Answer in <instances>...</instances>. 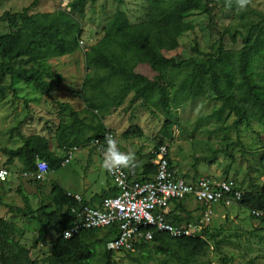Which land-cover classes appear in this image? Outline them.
<instances>
[{
    "label": "trees",
    "instance_id": "16d2710c",
    "mask_svg": "<svg viewBox=\"0 0 264 264\" xmlns=\"http://www.w3.org/2000/svg\"><path fill=\"white\" fill-rule=\"evenodd\" d=\"M115 1L123 3V0ZM38 2L39 0H34L21 11H6L0 15V26L6 24L8 27L7 33L0 32V82H9L0 85V99L7 90H17L16 85L19 83L46 96L58 88L63 76L55 73L48 61L71 55L83 47L80 19L84 17L87 5L95 4L97 0H70L68 10L63 8L50 13H31ZM219 7L228 10L240 8L237 0H147L146 19L140 23H132L128 14L119 6L103 26L104 37L85 53L86 67L92 70V74H88V79L83 83V92L87 94L85 98L107 99V102L99 104V107L106 110L107 106H120L132 94L130 105L140 101L142 106L152 105L164 112L167 118L162 132L164 138H169L177 125L174 110L186 101L193 102L211 95L220 102V106L213 110L210 117L224 120L225 113L227 117L234 114L236 118L232 128L239 133L242 128L253 131L256 123V134L260 138L264 135V14L246 32L229 35L235 44L231 47L224 42V37L218 40L219 45L214 53H202L197 51V45L194 46V51L204 55L200 59L191 57L177 60L168 58L163 53L179 47V41L171 31L174 22L199 15L211 18ZM140 64L148 65L156 75L151 79L136 72V67ZM180 72H184L183 79L175 86L174 75ZM112 82L116 83L117 89L111 95L106 91L105 85ZM91 107L97 108L98 105L95 103ZM58 108L60 121L55 138L60 154L51 149L49 138L45 135L21 136V146L15 149L3 148L7 166L18 159L23 164L24 173H33L37 171L38 161L44 160L48 163L49 171L53 172L63 166L65 151L70 147H82L96 139L106 147L104 138L109 131L102 118L92 113L97 122L90 124L69 103L61 102ZM138 132L140 130L137 127H131L125 136L136 135ZM163 144L162 138L149 153L142 181L154 178L157 166L152 163L155 157L153 152ZM230 145L242 147L243 156L250 154L251 158L257 157L259 167L264 172V145L261 144L253 151H247L242 142H229L226 148L212 150V154L204 156L203 160L214 163L218 155L224 153L231 158L228 168H232L234 157ZM193 167L197 169L196 164ZM191 177L233 182L238 190L243 191L242 198L236 204L247 207L251 211V217L264 224V181L261 185L250 182V190L245 191L235 179L228 177L220 179L208 175L199 176L198 171ZM32 180L36 183L43 181ZM3 185L5 182L0 181V205L6 207L12 216L36 220L39 230L36 241L31 248H27L19 241L20 231L16 224L0 216V264L114 263L112 258L115 253L107 249V244L118 236L119 229L116 225L82 230L70 238H64V231L72 225L74 219L71 209L78 203L59 184H53L50 202L42 203L36 210L21 187L17 191L23 198L24 207L5 203ZM114 189L113 195L118 192L115 186ZM105 196L103 193L102 199ZM184 203L178 202L176 206L185 209ZM84 204L90 205L87 202ZM196 209L199 211L202 208L197 206ZM255 211L259 214L254 213ZM185 212L189 215L187 219L176 212L173 215L169 212L168 219L176 225L199 223L200 215L197 216V221L189 222L188 219H195L196 216L192 215L193 211ZM210 224L201 231L200 236L175 237L168 232L155 230L152 241L135 242L133 250L126 252L127 257L140 255L147 261L154 252L164 256L161 264H194L207 255L212 245L216 251L219 250L220 241L217 238L220 233L213 231ZM149 228L154 229L151 226ZM50 230L56 235L50 256L45 260L32 258V250L47 240ZM100 232L103 234L100 238L90 241L93 234ZM98 245L106 247L99 258L95 253Z\"/></svg>",
    "mask_w": 264,
    "mask_h": 264
},
{
    "label": "rangeland",
    "instance_id": "374dc122",
    "mask_svg": "<svg viewBox=\"0 0 264 264\" xmlns=\"http://www.w3.org/2000/svg\"><path fill=\"white\" fill-rule=\"evenodd\" d=\"M33 1L0 0V15L6 11H21ZM69 1L39 0L31 13H50L63 8L68 10ZM119 6L128 14L132 23H140L146 19L147 0H123L122 4L115 0H97L95 4H88L84 17L80 19L83 47L71 55L48 61L53 66L54 72L63 76L58 88L46 96L32 91L24 83H19L16 85L17 90H7L0 99V166L6 167L10 173L2 189V193L8 190L3 194L5 203L24 207L23 198L17 191L18 187H21L22 192L30 198L31 206L36 210L42 203L50 202L52 186L58 181L70 190L80 187L82 182L96 190V185L100 184L104 177V173L100 175L96 170V163L88 167L86 158H83L79 150L69 164L63 165L57 171H48L41 183L24 176L23 164L20 160L16 159L11 166L5 164L7 156L3 153V148L15 149L21 146V136L45 135L49 138L51 149L58 153L55 132L60 121L58 104L61 102L69 103L74 110L81 113L82 117H86V121L90 124L97 122L93 114L102 118L108 131L115 135L116 141L119 142L121 139V144H126L123 137L129 138L128 141L137 151L136 154L141 156L145 153L146 159L163 138V145L169 147L171 161L180 174L191 177L198 171L199 176L208 175L220 179L228 177L235 179L245 191L250 190V182L253 185H261L264 181V172L259 167L257 157L251 158L250 154L243 156L242 147L230 145L234 157L233 167L230 169L228 166L231 158L224 153L219 154L214 163L203 160L204 156L212 154V150L226 148L229 142H242L243 148L247 151H253L260 144L264 145V135L259 138L256 134L258 130L256 123L253 131L242 128L239 133L237 129L232 128L236 118L234 114L227 117L225 113L224 120L210 117L213 110L220 106V102L211 95L193 102L186 101L174 110V115H177L174 116L177 125L172 129L169 138H164L162 132L167 118L164 112L152 105L142 106L140 101L130 105L132 94L128 95L120 106H107L106 110L99 107V104L107 102V99L85 98L87 94L83 92V83L88 79L87 75L92 74V70L86 67L85 53L90 46L97 44L104 37L103 26ZM262 14H264V0H246L245 6L237 10L219 7L211 18L199 15L182 22H174L171 31L178 39L179 47L163 53L166 57L177 60L191 57L200 59L204 55H199L193 47L197 45V51L200 50L202 53H214L219 45L218 40L222 37L227 46L231 47L235 44L229 35L246 32L251 25L257 23ZM0 32H8L6 24H1ZM239 45L238 38L237 46ZM136 72L151 79L156 75L145 64L138 65ZM184 72L174 75L173 85L176 86L181 82ZM8 83L7 80L0 82V85ZM105 86L106 91L111 95L117 89L114 82ZM95 103L98 107H91ZM131 127H137L140 132L125 136ZM94 150L96 151L95 148ZM76 155L78 156L75 159ZM194 164L197 169L193 167ZM192 211L196 212L197 209L194 208ZM212 211L210 228L220 233L217 238L220 241L219 250L216 251L215 246L212 245L207 255L199 258L194 264H264V224L259 219L252 218L251 211L247 207H240L237 204L231 206L216 204L213 205ZM0 216L7 217L8 221L16 224L20 231L19 241L25 247L31 248L38 237L37 221L30 217L12 216L8 209L1 205ZM198 217L188 220L194 222ZM102 235V232L93 234L90 241ZM55 239V232L50 230L47 240L32 250V258L47 259ZM105 249L104 245L96 246V256L99 258ZM127 256L125 251H120L116 252L112 259L115 264H138V262L161 264L164 257L154 252L147 261L140 255H132L131 258ZM98 263L95 261L93 264Z\"/></svg>",
    "mask_w": 264,
    "mask_h": 264
},
{
    "label": "built area",
    "instance_id": "2783aa9c",
    "mask_svg": "<svg viewBox=\"0 0 264 264\" xmlns=\"http://www.w3.org/2000/svg\"><path fill=\"white\" fill-rule=\"evenodd\" d=\"M106 136L115 139L112 132H107ZM91 145L103 160L105 148L103 143L96 139ZM78 150L77 146L68 148L62 165L69 164ZM153 153L155 155L153 163L157 166V172L152 180L135 179L124 167L111 171L105 168L118 192L103 198L99 207L84 204L80 195L68 193L78 205L71 209L74 219L72 225L64 231V238H70L82 230L116 225L119 229L118 236L107 244V249L114 253L130 252L135 242L152 241L155 230L168 232L175 237L200 236L201 231L212 221L213 205L231 206L242 198L243 191L238 190L233 182L202 177L193 179L185 177L183 173L180 174L171 163L167 145L160 146ZM42 162L45 166L40 168L38 165ZM0 170L6 173L0 181L7 182L10 175L8 169L0 166ZM48 171V163L39 160L37 171L24 173V176L43 180ZM190 199L202 208L199 210L201 216L199 223L187 225L171 223L168 219L171 206ZM254 213L259 214L256 211ZM150 226L154 229H150Z\"/></svg>",
    "mask_w": 264,
    "mask_h": 264
},
{
    "label": "crops",
    "instance_id": "0c3cea01",
    "mask_svg": "<svg viewBox=\"0 0 264 264\" xmlns=\"http://www.w3.org/2000/svg\"><path fill=\"white\" fill-rule=\"evenodd\" d=\"M126 144H121V139L117 143V148L121 151H128L131 150L134 153V160L130 163L128 167H125V169L130 173V175L135 179H143L145 176L142 174L144 165L147 162L145 153L141 156L137 155V151L132 146V143H129V138L123 137ZM91 144L85 145L79 147V153L82 154L83 158H86V161L88 163V167L91 165L97 164L96 170L99 171L100 175L104 173V177L101 179L100 184L96 185V190H93L91 185H88L85 182H82L80 187L70 190L63 186L62 184L56 182V184H59L67 193L72 194H78L83 198L84 202H87L92 207H99L102 202V194H106V196H113L114 194V184L111 180V178L108 176V173H106V169L102 166V158L101 156L94 150V147ZM60 154V151H58ZM78 155H76L75 159ZM85 156V157H84ZM74 159V160H75ZM8 191V190H6ZM5 191V192H6ZM105 196V197H106ZM104 198V197H103ZM185 209H180L176 206V204H173L170 209V213L173 215V212H176L177 215H181L182 217H189V215L185 212H191L194 208L197 207L195 201L192 199L185 201L184 203ZM169 213V214H170ZM194 216H199L198 211L192 213ZM7 218V217H5ZM187 219V218H186Z\"/></svg>",
    "mask_w": 264,
    "mask_h": 264
},
{
    "label": "clouds",
    "instance_id": "9594fccd",
    "mask_svg": "<svg viewBox=\"0 0 264 264\" xmlns=\"http://www.w3.org/2000/svg\"><path fill=\"white\" fill-rule=\"evenodd\" d=\"M237 3L240 8H243L246 4V0H237ZM105 143H106V147L103 150V162H102V166L104 168L111 171L114 168L128 167L130 163L133 162L134 153L131 150L128 151L119 150L117 148V141L114 138H112L111 136H106ZM38 166L40 168H43L45 164L42 162ZM5 175L6 173L3 170H0V179H3Z\"/></svg>",
    "mask_w": 264,
    "mask_h": 264
}]
</instances>
